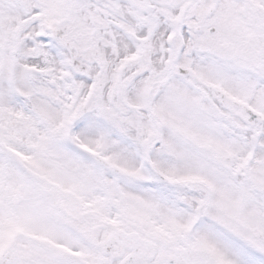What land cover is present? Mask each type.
Segmentation results:
<instances>
[{
    "label": "snow or ice",
    "instance_id": "6c2138e0",
    "mask_svg": "<svg viewBox=\"0 0 264 264\" xmlns=\"http://www.w3.org/2000/svg\"><path fill=\"white\" fill-rule=\"evenodd\" d=\"M0 264H264V0H0Z\"/></svg>",
    "mask_w": 264,
    "mask_h": 264
}]
</instances>
